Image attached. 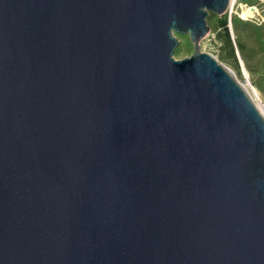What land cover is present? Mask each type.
I'll list each match as a JSON object with an SVG mask.
<instances>
[{
	"label": "water",
	"instance_id": "95a60500",
	"mask_svg": "<svg viewBox=\"0 0 264 264\" xmlns=\"http://www.w3.org/2000/svg\"><path fill=\"white\" fill-rule=\"evenodd\" d=\"M230 1L0 0V264H264V115L200 51Z\"/></svg>",
	"mask_w": 264,
	"mask_h": 264
},
{
	"label": "rangeland",
	"instance_id": "374dc122",
	"mask_svg": "<svg viewBox=\"0 0 264 264\" xmlns=\"http://www.w3.org/2000/svg\"><path fill=\"white\" fill-rule=\"evenodd\" d=\"M245 5H255L260 10L255 19H246L251 14ZM258 0H238L225 16L210 14L207 23L209 33L200 42V51L215 57L219 63L231 71L240 84H245L244 70L249 73L251 84L262 96L264 107V10ZM244 8V10H243ZM226 17L231 27L230 39L220 29L219 21ZM178 46L173 57L181 60L194 53V46L188 35L175 34Z\"/></svg>",
	"mask_w": 264,
	"mask_h": 264
},
{
	"label": "bare ground",
	"instance_id": "6f19581e",
	"mask_svg": "<svg viewBox=\"0 0 264 264\" xmlns=\"http://www.w3.org/2000/svg\"><path fill=\"white\" fill-rule=\"evenodd\" d=\"M238 0H231L230 1V7H232ZM246 83L241 84L243 89L247 92V94L250 96L254 104L257 106V108L260 110V112L264 115V107L262 105V96L259 90L254 87L250 80H249V73L247 70H244Z\"/></svg>",
	"mask_w": 264,
	"mask_h": 264
},
{
	"label": "built area",
	"instance_id": "2783aa9c",
	"mask_svg": "<svg viewBox=\"0 0 264 264\" xmlns=\"http://www.w3.org/2000/svg\"><path fill=\"white\" fill-rule=\"evenodd\" d=\"M258 1L264 5V0H258ZM231 8L232 7H230L228 9V11H231ZM244 8L251 13V14H248L245 17L246 19H255L257 16H259L260 10L258 9L257 6H255V5H252V6L245 5ZM244 8H243V10H244ZM263 10H264V6H263ZM228 29L230 30V33H231V27H230V25H228Z\"/></svg>",
	"mask_w": 264,
	"mask_h": 264
},
{
	"label": "trees",
	"instance_id": "16d2710c",
	"mask_svg": "<svg viewBox=\"0 0 264 264\" xmlns=\"http://www.w3.org/2000/svg\"><path fill=\"white\" fill-rule=\"evenodd\" d=\"M225 16V15H224ZM220 29L224 31V33L227 35V38L230 39V33L228 29V21L226 17H221L219 21Z\"/></svg>",
	"mask_w": 264,
	"mask_h": 264
}]
</instances>
